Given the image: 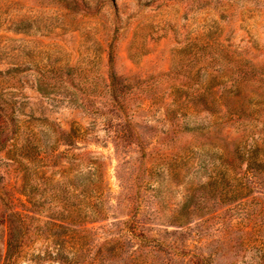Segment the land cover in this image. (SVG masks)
Here are the masks:
<instances>
[{"label":"rangeland","instance_id":"1","mask_svg":"<svg viewBox=\"0 0 264 264\" xmlns=\"http://www.w3.org/2000/svg\"><path fill=\"white\" fill-rule=\"evenodd\" d=\"M0 175L15 264H264V0H0Z\"/></svg>","mask_w":264,"mask_h":264},{"label":"trees","instance_id":"2","mask_svg":"<svg viewBox=\"0 0 264 264\" xmlns=\"http://www.w3.org/2000/svg\"><path fill=\"white\" fill-rule=\"evenodd\" d=\"M86 157L88 156L84 155L82 158L84 166H86V162H84ZM87 164L88 176H85L83 180L81 189L82 206L79 210V214L77 215L80 223L86 222L89 219H105L104 215L107 213L105 207L102 205L103 199L105 197L104 189L106 185L105 164L100 162V157H97V159H94L93 161L87 162ZM225 196L227 197V200H234L236 196H238V191L233 189L225 193ZM28 202L30 203L29 200ZM60 218L63 217L60 215L59 219H56L59 222H54L49 227V221L44 222L45 226L39 230L38 234L45 238L46 236H50L49 232L53 231V236H55V244L58 245V249H56V257L54 259H58V262L60 263H65L66 257L62 256V250L60 248L62 239L66 238L65 230H67L68 227L63 224V222L66 221ZM28 219H36V217L26 213L23 214L19 211H9L5 216H3L2 220L5 224V241L4 249L0 252V260L2 261V264H15L16 257L19 256V254L23 252V249L28 245L30 234L36 233L38 231L37 229H39V227H33L32 221ZM127 231H129L128 233L132 237H135V235H133L134 233H131L132 231ZM155 242L158 246L163 245V243L159 240H155ZM110 246L111 241H105L102 245H100L97 251L98 264H104L103 260L106 256L103 254V251L109 250ZM49 253H51L50 250ZM35 256H40V254Z\"/></svg>","mask_w":264,"mask_h":264}]
</instances>
